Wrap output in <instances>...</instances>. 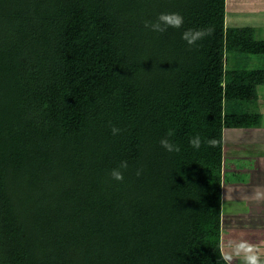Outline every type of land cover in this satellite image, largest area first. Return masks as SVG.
<instances>
[{"label": "trees", "instance_id": "obj_1", "mask_svg": "<svg viewBox=\"0 0 264 264\" xmlns=\"http://www.w3.org/2000/svg\"><path fill=\"white\" fill-rule=\"evenodd\" d=\"M226 11L0 0V264H223V132L256 118L224 104L257 96L226 73V54L264 53ZM161 13L183 26L146 29ZM189 29L212 32L189 46ZM170 131L179 152L160 145Z\"/></svg>", "mask_w": 264, "mask_h": 264}, {"label": "crops", "instance_id": "obj_2", "mask_svg": "<svg viewBox=\"0 0 264 264\" xmlns=\"http://www.w3.org/2000/svg\"><path fill=\"white\" fill-rule=\"evenodd\" d=\"M226 2V19L231 21L227 26L252 28L255 38L264 40V0ZM242 53L249 65L228 70L243 71L244 78L240 75L236 81L253 84L257 96L232 100L231 112L256 118L251 126L225 128L223 132L221 241L239 240L243 233V239L261 248L264 261V200L253 199L256 189L264 190V53ZM229 102L224 104L226 110Z\"/></svg>", "mask_w": 264, "mask_h": 264}, {"label": "clouds", "instance_id": "obj_3", "mask_svg": "<svg viewBox=\"0 0 264 264\" xmlns=\"http://www.w3.org/2000/svg\"><path fill=\"white\" fill-rule=\"evenodd\" d=\"M184 24V19L179 13H161L156 21L145 22V28L149 29L155 33H164L169 28L179 30ZM212 29L206 30H187L183 32L182 39L189 45L193 46L198 41L203 39L207 35H211ZM112 134L119 135L121 130L117 127L111 128ZM173 133L170 131L165 138H162L160 145L169 153L179 152L180 148L173 144L168 137ZM193 148L199 149L201 146V141L199 137H195L189 141ZM216 141H209L210 146L215 147ZM127 161H122L118 168L113 169L111 172V177L116 181H123V171L127 170ZM142 170L137 171V176L141 175ZM253 199L260 201L264 200V190L256 189ZM220 259L223 264H234L236 260L240 261V264H264L261 258V248L243 239V233H241V238L239 240L228 239L226 242L220 245Z\"/></svg>", "mask_w": 264, "mask_h": 264}, {"label": "rangeland", "instance_id": "obj_4", "mask_svg": "<svg viewBox=\"0 0 264 264\" xmlns=\"http://www.w3.org/2000/svg\"><path fill=\"white\" fill-rule=\"evenodd\" d=\"M229 25L231 24V21L229 23V21L226 19V25ZM245 54L242 53V51H238V52H235V51H228L227 54H226V65H225V69H226V73L230 70V69H239V68H242L243 65H245L246 63L248 64V62L245 63ZM241 65V66H240ZM249 65V64H248ZM229 69V70H228ZM231 72V71H230ZM242 71H233L232 72V78L236 81L239 79L240 75L242 74L241 73ZM241 73V74H240ZM231 78V76H230ZM226 79H229L227 76H226ZM237 82V81H236ZM229 100V99H228ZM232 99H230V102H229V105H228V111L231 112V109H234V107H232L233 105V102H231ZM227 109V108H226ZM223 139H224V144H225V136L223 135ZM225 147V145H224ZM213 264H217L216 262H214ZM234 264H240V262L238 261H235Z\"/></svg>", "mask_w": 264, "mask_h": 264}]
</instances>
